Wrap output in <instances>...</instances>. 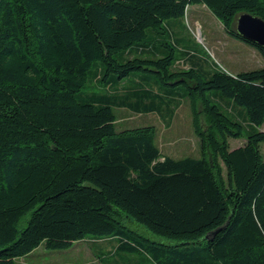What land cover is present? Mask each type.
Segmentation results:
<instances>
[{
  "label": "trees",
  "instance_id": "1",
  "mask_svg": "<svg viewBox=\"0 0 264 264\" xmlns=\"http://www.w3.org/2000/svg\"><path fill=\"white\" fill-rule=\"evenodd\" d=\"M192 5L264 59L236 31L264 0H0V264L87 237L136 264H264V67L199 65L175 33ZM182 100L199 158L116 129L117 109L168 126Z\"/></svg>",
  "mask_w": 264,
  "mask_h": 264
},
{
  "label": "rangeland",
  "instance_id": "2",
  "mask_svg": "<svg viewBox=\"0 0 264 264\" xmlns=\"http://www.w3.org/2000/svg\"><path fill=\"white\" fill-rule=\"evenodd\" d=\"M176 29V37L183 46L192 47L191 52L196 49L197 52L203 54L198 53L200 56L198 62L205 69H209L212 63L227 73L236 75L240 72L264 67V59L259 51L245 42L229 36L224 31L222 23L203 5L187 7L186 15ZM190 65L191 60H186L183 57L177 67L184 69ZM87 90L90 92L98 91L93 87H89ZM115 113L117 131L153 126L156 129L155 144L163 156L173 159L200 157V143L193 130L192 114L187 100L178 102L168 126L157 114H134L126 109H117ZM258 131L264 132V123L258 128ZM229 144L231 149H235L244 145L245 139H230ZM260 150L264 157V143L261 144ZM223 173L226 175L224 166ZM130 228L151 241L164 240L136 223L131 224ZM139 257L142 256L116 254L111 243H107L104 239L87 237L62 250H47L41 244L28 256L16 259V263L136 264Z\"/></svg>",
  "mask_w": 264,
  "mask_h": 264
},
{
  "label": "water",
  "instance_id": "3",
  "mask_svg": "<svg viewBox=\"0 0 264 264\" xmlns=\"http://www.w3.org/2000/svg\"><path fill=\"white\" fill-rule=\"evenodd\" d=\"M236 31L244 40L264 49V20L243 14L236 20Z\"/></svg>",
  "mask_w": 264,
  "mask_h": 264
}]
</instances>
